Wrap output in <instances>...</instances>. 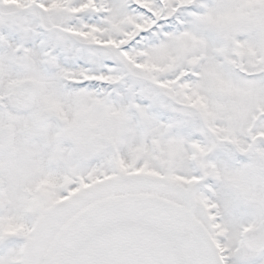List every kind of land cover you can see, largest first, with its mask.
Returning a JSON list of instances; mask_svg holds the SVG:
<instances>
[{"label": "snow or ice", "instance_id": "6c2138e0", "mask_svg": "<svg viewBox=\"0 0 264 264\" xmlns=\"http://www.w3.org/2000/svg\"><path fill=\"white\" fill-rule=\"evenodd\" d=\"M0 264H264V0H0Z\"/></svg>", "mask_w": 264, "mask_h": 264}, {"label": "rangeland", "instance_id": "374dc122", "mask_svg": "<svg viewBox=\"0 0 264 264\" xmlns=\"http://www.w3.org/2000/svg\"><path fill=\"white\" fill-rule=\"evenodd\" d=\"M222 158H225V159H227V156L225 155V156H222Z\"/></svg>", "mask_w": 264, "mask_h": 264}]
</instances>
